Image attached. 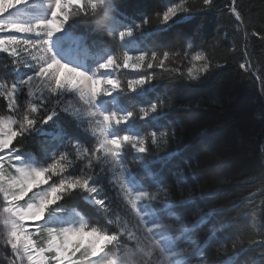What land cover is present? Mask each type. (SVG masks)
<instances>
[{
    "label": "snow or ice",
    "instance_id": "snow-or-ice-1",
    "mask_svg": "<svg viewBox=\"0 0 264 264\" xmlns=\"http://www.w3.org/2000/svg\"><path fill=\"white\" fill-rule=\"evenodd\" d=\"M217 8V0H169L157 13V29L186 22L194 25L193 35L184 36L178 50L160 53L131 45L152 18L118 30L113 0H41L39 6L34 0H6L0 5V53L8 58L3 70L13 73L10 83H0V98L6 102L0 108V220L5 245L11 248L9 264H189V256L201 252L190 233L205 223L208 213L186 222L174 210L184 200L174 199L172 187L160 178L155 184L141 183L134 167L151 176V158H167L164 150L175 141V130L164 125L145 131L143 126L156 123L173 105L159 99L139 104L135 98L162 78L156 69L170 81L196 82L227 64L228 57L219 62L208 54L215 47L212 42L205 47L195 39L201 31L195 21ZM225 8L229 24L238 32L243 29L247 39L238 0H229ZM80 27L84 30L77 34ZM105 34L114 43L118 40L121 51L102 48L95 67L70 58L64 47ZM250 35L264 40L259 31ZM239 68L251 72L247 59ZM122 96L130 106L120 102ZM49 128L57 135L46 140L43 157L35 158L27 146ZM219 159L209 153L200 163L212 171ZM181 175L176 173V186L183 194ZM100 177L115 192L124 219L110 211ZM75 198L94 208L104 222L75 209L69 214L65 204ZM259 207L264 211V201ZM180 237L188 240L186 247H177ZM242 242H232V255L221 264H234ZM221 251L228 252L226 245L217 249Z\"/></svg>",
    "mask_w": 264,
    "mask_h": 264
},
{
    "label": "trees",
    "instance_id": "trees-1",
    "mask_svg": "<svg viewBox=\"0 0 264 264\" xmlns=\"http://www.w3.org/2000/svg\"><path fill=\"white\" fill-rule=\"evenodd\" d=\"M238 2L247 25V39L243 29L238 32L228 22L225 4L229 0H217L215 12L195 21L201 26V31L195 33L197 44L206 47V42H212L215 47L208 48V54L215 61L223 62V58L228 57L223 68L214 69L207 79L196 82L170 81L166 73L156 69V75L162 78L153 81L152 91L135 98L139 104L159 99L173 105L165 109L156 123L143 126L145 131L164 125L175 130L176 139L171 143L174 146L169 151L170 156L151 158V176L134 167L141 183L155 184L156 178H160L172 187L174 199L184 200L183 204H175L174 210L186 222L191 223L201 212L208 213L205 223L190 233L201 252L189 256V264L195 263L198 255L206 263L211 259L213 264H221L232 255L231 245L237 240L243 242L232 257L234 264H264V243L248 242L264 239V211L259 207L264 201V40L250 35L252 31L264 34V0ZM168 3L169 0H113L112 15L119 22L132 26L141 23L145 17L152 18V25L142 29L144 42L139 45L160 53L176 51L184 36L193 35L194 25L183 22L157 29V13H162ZM83 30L80 27L77 34ZM117 43L118 40L114 43L105 34L89 36L86 43L80 42L78 46L87 54L97 56L102 48L121 51L116 47ZM246 59L251 72L239 68ZM7 63V55L0 53V77L3 78L0 83H10L13 78V73L3 70ZM175 63L181 65L182 60L176 58ZM183 64H187V60ZM120 102L131 105V101L123 96ZM187 105L192 107H185ZM5 107L6 102L0 98V108ZM50 131L57 133L55 128H49ZM46 140H49L46 135H36L27 151L35 158H41ZM209 153L220 157L219 161L213 162L212 171L208 170L209 165L200 163ZM177 172L182 173L183 194L176 186ZM220 179L226 183L219 184ZM189 189L192 192L190 198ZM65 208L104 222L95 209L80 198L70 200ZM164 218L167 220V215ZM176 244L178 248L186 247L188 240L180 237ZM222 245H226L228 252L218 254L217 249ZM0 255V264H8L11 250L2 246L1 238Z\"/></svg>",
    "mask_w": 264,
    "mask_h": 264
},
{
    "label": "rangeland",
    "instance_id": "rangeland-1",
    "mask_svg": "<svg viewBox=\"0 0 264 264\" xmlns=\"http://www.w3.org/2000/svg\"><path fill=\"white\" fill-rule=\"evenodd\" d=\"M5 2H6V0H0V5H3ZM9 2H10V0H9ZM36 6H38V5H36ZM115 21H116V25L115 26L117 27L118 30H123V28H124L125 25H130V24L125 23L123 21L119 22L118 19H115ZM21 35L22 34H20L19 36H21ZM143 42H144L143 33L142 34H137V36L134 39L131 40V45L136 46V47H139V48H142L139 45V43H143ZM64 47L68 51V55H69L70 58H76V59L82 61L86 65H89L91 67H95L94 61H95V59H96L97 56H93L91 54H87L79 46L73 45V44H69L67 42L65 43ZM124 75H126V76H134V75H136V73L126 72V73H124ZM153 89H154V86H153V82H152V87L149 88V89H146V91L143 94H141V95H144L145 93H147L149 91H152ZM55 135H57V133H53L52 131H50V132H48V134L46 136L49 137V140H50L51 137L52 136H55ZM173 146L174 145H172L170 143L169 146L164 150L165 153L168 154L167 155V158L170 156L169 155V153H170L169 151L171 149H173ZM98 182L99 183H102L104 185V193L103 194L106 195V196H108V198H109L108 203L110 205V211L113 214H119L121 216V218L124 219L125 217L123 216L122 209H120L118 207V201L116 199V194L108 186L107 180H104L102 177H100V178H98ZM105 185L107 186V189H106V186ZM68 212H69V214H73L72 209L71 210H68ZM113 218H115V215H114ZM0 238H1V244H2V246L3 247H6V248H9L11 250L10 246H6L5 245V242H4L5 241V238H6V230H5V226H4L3 222H2V220H0ZM195 254L196 253H193L192 255H195ZM192 255H190V256H192ZM0 257H1V255H0ZM196 258H197V261L195 263H193V264H207L206 261H205V259L203 257H201V256L198 255ZM3 259H5V258H3ZM8 264H9V262H8Z\"/></svg>",
    "mask_w": 264,
    "mask_h": 264
},
{
    "label": "bare ground",
    "instance_id": "bare-ground-1",
    "mask_svg": "<svg viewBox=\"0 0 264 264\" xmlns=\"http://www.w3.org/2000/svg\"><path fill=\"white\" fill-rule=\"evenodd\" d=\"M24 2L26 3L27 2V0H24ZM34 3L36 4V5H38L39 6V4L41 3V0H34ZM19 6V5H18ZM10 11H11V9H10ZM20 34H17V36H19Z\"/></svg>",
    "mask_w": 264,
    "mask_h": 264
}]
</instances>
